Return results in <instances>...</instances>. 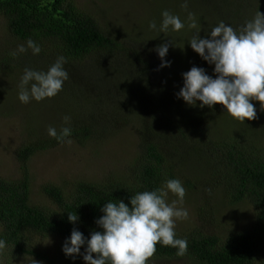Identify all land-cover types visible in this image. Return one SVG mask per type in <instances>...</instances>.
I'll return each mask as SVG.
<instances>
[{"label":"trees","instance_id":"16d2710c","mask_svg":"<svg viewBox=\"0 0 264 264\" xmlns=\"http://www.w3.org/2000/svg\"><path fill=\"white\" fill-rule=\"evenodd\" d=\"M183 3L184 0L177 1L172 11L185 22V28L180 32H169L167 36L163 34L162 42L158 43L174 44L178 40L179 46L170 51L181 53L187 61L177 65L166 59L171 61V66L160 68L162 61L158 56L156 80L160 74L174 76L181 74L182 68L189 71L193 66L202 67L207 74L213 75L214 65L204 61L188 43L196 31L193 29L188 33L186 30L190 23L189 12L195 14L201 38H206L220 21L239 29L258 11L264 13V0H188L187 9L182 7ZM152 10L150 21L159 25L161 12L156 6L149 8L150 13ZM107 14L101 8H84L77 0H0V15L6 20V28L13 40L26 45V41L32 39L41 47L38 55L28 50L14 56L15 51L0 50V74L12 78L15 89L21 80L17 75L25 68L47 71L61 55L67 58L64 67L69 73V80L64 85L71 81L76 86L80 82V69H85L86 63L101 59L111 64L122 53L137 61L146 75L140 86L133 85L137 80L135 77L130 82L132 78L127 76L123 90L108 83L109 93L106 80L101 78L107 94L114 95L115 99L126 96L133 101L132 108L139 112L134 115L136 122L133 124L142 128L139 130L142 131V152L130 167L129 176H110L103 183L47 184L42 192L53 208L35 206L31 201L28 162L37 152L60 143L49 135L27 141L15 152L22 165V177H0V238L17 255L55 264L39 251L37 245L41 240L58 238L65 241L74 228L90 238L93 231H102L95 221L103 215L100 209L104 203L114 199L128 203L137 192L151 191L162 187L169 179H179L185 189L196 194L199 205L195 209L201 221L213 222L215 213L221 214L225 206L230 209L242 204L254 209L256 221L252 227L240 232L227 228L223 234L214 235L197 228L184 233L176 231L178 238L188 241L186 255L180 257L176 254L177 249L157 244L151 259L162 262L184 260L183 264H264V111L260 110V102L252 101L257 119L240 123L224 112L222 105L217 104L212 109L192 107L178 99L176 94L183 86L180 80L170 82L167 89L164 85L162 90L155 89L151 85L154 80L151 49L144 55L137 46L151 30L141 27L138 34H128L129 30L126 35L117 33ZM131 42L134 43L132 46ZM93 76L90 74L89 77ZM120 109L127 110L129 106L122 105ZM113 116L110 120L105 114L98 119H75L70 123V138L85 144L98 135L99 125L102 127L99 137L106 139L108 130L123 123ZM31 132L40 135L38 130ZM189 166L195 174L186 171ZM68 213H77L79 220L70 223ZM85 247H81L82 254ZM93 256L95 258V254ZM65 261L81 264L79 256L67 257Z\"/></svg>","mask_w":264,"mask_h":264},{"label":"rangeland","instance_id":"374dc122","mask_svg":"<svg viewBox=\"0 0 264 264\" xmlns=\"http://www.w3.org/2000/svg\"><path fill=\"white\" fill-rule=\"evenodd\" d=\"M177 1L182 0H77L84 8H101L107 12L111 26L116 27L117 33L125 35L127 30H129L128 34H135V32L138 34L139 31L137 30L141 27L149 29L153 12L152 10L150 13L149 8L155 9L156 6L161 13L164 10H168L172 14L176 13L172 9H174ZM6 25V20L0 15V50L16 51L21 42L13 40ZM186 30H189L188 33L193 31L188 26H186ZM162 36L163 33L160 34L158 31L151 30L149 35L137 43L144 55H147L151 49L153 55L151 72L154 76L151 85L158 90H162L163 85L165 89L169 88L170 82L173 80H180V83L183 84L182 74L187 72L186 69L182 68L181 74L174 76H161L160 74L159 80H156V67L159 60L155 49L160 46L158 42H162ZM133 44V42L130 43L131 46ZM168 44L169 51L165 59H170L177 65L185 64L187 59L183 58L181 53L178 55L170 51L179 46V41L176 40L174 44L171 42ZM85 65V69H80V82L76 86L68 81L57 96L42 102L32 100L28 104L19 101V87L15 89L13 79L0 74V94L4 91L3 95H0V177L2 178H21L22 165L15 157L16 150L27 141L30 142L42 135L47 136V129L50 126L55 127L57 132L62 127L67 126L63 122L64 116L71 117L70 123L75 119H98L102 114H105L107 120L112 119L114 114L118 120L123 121V123L120 122V125L117 123L115 129L108 130L109 137L105 135L106 139L104 140L99 137L102 133V127L98 125L97 129L100 131L98 135L85 144L71 138L72 143L70 145L58 144L54 148L37 152L27 166L31 177V201L35 206L53 208L51 201L42 192V188L47 184L70 186L75 181L103 183L110 176H129L130 167L135 164L142 152V131H139L142 128L133 124L136 122L134 115L139 113L132 108L133 101L126 96L115 99L114 95L106 93V89L103 88L104 83L101 82V78L106 80L107 92L109 89L107 85L109 84L112 87L116 86L118 90H123L127 85V76L132 78L129 79L130 82L131 80L134 81V77L137 79L133 85L144 84L146 75H143L137 61L122 53L121 56L112 60L111 64L96 59ZM23 74L24 72L19 73L17 78L21 79ZM90 74L94 75L93 79L89 77ZM121 74L123 75L119 77ZM122 105L129 106V109H120ZM100 123L102 122L100 121ZM31 130H38L40 135L30 133ZM186 171L195 174L192 166H189ZM193 193L194 191L186 189L183 204L178 205L187 209L189 213L186 220L176 221L175 231L179 233L188 232L195 228L210 235L223 234L226 228L240 232L252 227L256 221L254 209L247 204L237 205L230 209H228L229 206H225L221 214L215 213L213 222L201 221L195 209L199 203L198 200H195L196 194ZM175 199L176 197L169 193L168 202L171 203ZM64 242L62 239L48 238L41 240L37 246L39 251L54 260L55 264H68L65 261L67 257L62 251ZM262 249L264 250V241ZM78 256L80 263L85 264L83 255ZM0 261L2 264H48L47 261L36 257L17 255L11 248L4 250L3 254L0 255ZM183 263L184 260L172 262L150 260V264Z\"/></svg>","mask_w":264,"mask_h":264},{"label":"clouds","instance_id":"9594fccd","mask_svg":"<svg viewBox=\"0 0 264 264\" xmlns=\"http://www.w3.org/2000/svg\"><path fill=\"white\" fill-rule=\"evenodd\" d=\"M182 7L188 8V0H184ZM187 19L188 27L196 30L188 41L190 47L214 68L213 75L196 66L183 73V86L176 94L177 98L192 107L212 109L217 104L222 105L224 112L240 123L257 119L252 101L260 102V110L264 111V13L258 11L239 29L220 21L206 38L199 35L201 28L195 14L189 12ZM148 27L167 36L169 32L184 29L185 22L164 10L159 25L152 21ZM28 50L38 55L41 47L28 39L26 45H19L13 55ZM155 51L162 61L160 68L170 67L171 61L165 59L169 44H162ZM66 63L67 58L61 55L47 71L25 68L18 86L19 101L28 104L32 100L42 102L57 96L69 80L64 67ZM70 121V116H64L63 122L67 126L59 132L50 126L48 135L60 144L70 145ZM169 193L176 197L171 203L168 202ZM185 196L182 182L169 179L160 188L137 192L128 203L122 199L106 202L100 209L103 215L95 221L102 231H93L90 238H86L74 228L62 251L73 259L83 255L85 264H150L157 244L175 248L176 254L183 257L188 250V241L178 238L175 228L177 220H186L189 216L187 209L178 206L183 204ZM68 220L75 224L79 217L77 213H68ZM82 246H86L84 254L81 253ZM6 248L7 242L0 238V255Z\"/></svg>","mask_w":264,"mask_h":264}]
</instances>
